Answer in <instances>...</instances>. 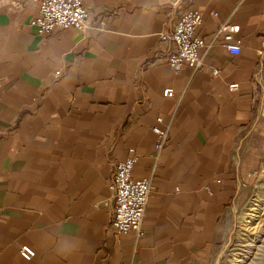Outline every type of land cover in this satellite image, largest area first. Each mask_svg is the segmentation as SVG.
Instances as JSON below:
<instances>
[{
	"label": "crops",
	"instance_id": "1",
	"mask_svg": "<svg viewBox=\"0 0 264 264\" xmlns=\"http://www.w3.org/2000/svg\"><path fill=\"white\" fill-rule=\"evenodd\" d=\"M83 3L84 30L38 33L37 2L0 0V264H212L236 187L264 159V0H180L177 14L202 12L208 46L203 72L179 73L162 37L170 0ZM225 20L238 26L237 54L213 39ZM157 117L169 140L136 239L110 227L111 159L134 148L132 175L150 174Z\"/></svg>",
	"mask_w": 264,
	"mask_h": 264
},
{
	"label": "built area",
	"instance_id": "2",
	"mask_svg": "<svg viewBox=\"0 0 264 264\" xmlns=\"http://www.w3.org/2000/svg\"><path fill=\"white\" fill-rule=\"evenodd\" d=\"M39 4L37 16L30 20L38 33H47L56 27H74L84 30L87 25L88 10L83 0H33ZM180 0H170L172 14L175 17L171 32L162 37L175 45L167 55V62L175 73H179L184 65L194 72H203L205 63L201 49L208 46L203 38L196 34V28L202 23L203 15L198 9L182 10L177 14ZM238 26L225 20L219 24L213 34V39L221 38L225 48L232 53H239L240 41L236 36ZM221 68H211L212 75H219ZM54 74L59 76L60 70ZM237 88V84H231ZM174 95L172 88H165L163 96ZM162 118L157 117L151 130L156 135L153 152V166L150 174L141 178L132 175V169L138 156L134 148L128 149L124 159H111L112 177L108 188L112 194V210L110 227L118 233L132 232L136 239L144 235L143 219L148 199L154 189L153 178L157 158L162 149L168 144L169 125L161 126ZM20 255L31 259L35 251L24 244L19 249Z\"/></svg>",
	"mask_w": 264,
	"mask_h": 264
},
{
	"label": "rangeland",
	"instance_id": "3",
	"mask_svg": "<svg viewBox=\"0 0 264 264\" xmlns=\"http://www.w3.org/2000/svg\"><path fill=\"white\" fill-rule=\"evenodd\" d=\"M255 118L264 119V95ZM253 123L246 130V139L252 133ZM233 166L234 164L232 168ZM250 176L254 179L252 185L245 186L240 182L243 191L239 206L232 215V225L228 223L229 214L226 215L225 237L223 243L216 248L212 264H264V159L260 169ZM235 192L236 197L238 186ZM234 201L235 198L228 210Z\"/></svg>",
	"mask_w": 264,
	"mask_h": 264
},
{
	"label": "bare ground",
	"instance_id": "4",
	"mask_svg": "<svg viewBox=\"0 0 264 264\" xmlns=\"http://www.w3.org/2000/svg\"><path fill=\"white\" fill-rule=\"evenodd\" d=\"M165 97V96H164ZM129 149V148H128ZM136 153V151H135ZM129 154V153H128ZM240 194H241V185H240V182L238 183V193H237V196L235 197V201H234V204L233 206L231 207L230 210H228L227 212V215L229 214L228 216V223L230 225H232V222H233V214L235 213V211L237 210L238 206H239V199H240ZM255 208H253L254 210ZM24 245V244H23ZM27 245V244H26ZM29 246V245H28ZM20 249V248H19ZM33 249V248H32ZM34 250V249H33ZM35 251V250H34ZM35 255V254H34ZM23 258V257H22ZM30 260V259H29Z\"/></svg>",
	"mask_w": 264,
	"mask_h": 264
}]
</instances>
